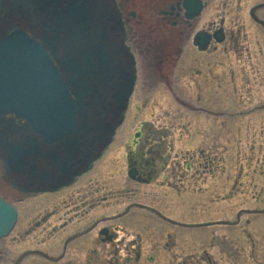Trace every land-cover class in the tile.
Returning a JSON list of instances; mask_svg holds the SVG:
<instances>
[{"label":"flooded vegetation","instance_id":"1","mask_svg":"<svg viewBox=\"0 0 264 264\" xmlns=\"http://www.w3.org/2000/svg\"><path fill=\"white\" fill-rule=\"evenodd\" d=\"M184 1L118 0L126 44L138 67L136 81L141 70L157 81L158 76L167 98L174 104L204 100L206 89L215 82L225 90L227 100L233 99L238 105L245 101L249 105L247 110L237 112L240 116L249 117L246 119L249 124L253 121L251 125H262L258 135L263 136L264 0L248 8L246 16L244 0H236V5L225 0H204L200 14L193 18L187 17ZM228 8L235 10L233 20L227 18ZM212 11H215V16L207 17ZM246 20L252 25L253 36L249 42L243 43V39L247 40ZM217 29L223 32L222 43L212 40L206 49L195 44L197 32L212 34ZM245 44L251 45L250 49ZM143 87L138 98L140 113L149 108L158 92L149 84ZM181 87L195 91L184 95ZM237 108L240 109V105ZM140 113L127 120L137 121V126L130 128L132 143L121 147L118 159H110L111 153L102 159L103 154L88 171L53 191L14 190L18 199L15 198L13 203L17 207L24 200H28L27 203L46 197H58L60 200L54 209L44 208L42 212L30 214L26 229L12 232L15 234L13 242L32 236L36 245L45 248L41 251L28 249L20 257L24 253L34 254L46 264H151L157 254L165 259L161 255L160 234L163 228H169L165 241L169 255H165L168 260L165 264H264V247H258L252 240L233 238L241 231V226L253 225L260 216H264L263 198H254L257 199L255 203L261 206L259 209L243 210L247 216L244 225L238 215L233 222L219 223L231 229L219 228L217 241L213 236L209 237L202 226L195 228L200 229L198 232L177 233L175 226L178 222L165 215V211L172 207L170 201L178 193L181 198L186 195L192 197L195 193L202 195L209 188V176L213 180L221 178L222 175L215 176L210 167L214 164L220 167L224 163V156L219 158L218 154L226 149L222 147L219 150L221 146L209 145L208 138L201 134V143L179 156L172 143V130L188 134L181 118L174 113L173 117L144 121L138 116ZM236 131L233 133L238 135ZM132 171L134 177L130 176ZM237 178H241L240 174L232 179V186V182H227L230 189L221 199L236 194L249 195L248 192L257 186L249 181L240 188ZM194 179L201 180L198 189L194 188ZM146 187H151V190ZM153 187L165 191L156 193ZM259 188L264 189L263 186ZM258 194L264 192L259 190ZM107 210L109 213L103 212ZM262 220L257 230L264 236V218ZM145 231L148 232L146 237ZM221 236L224 239H220ZM181 238H186L181 241L182 248L179 246ZM261 252L263 258L259 261L257 253Z\"/></svg>","mask_w":264,"mask_h":264},{"label":"water","instance_id":"2","mask_svg":"<svg viewBox=\"0 0 264 264\" xmlns=\"http://www.w3.org/2000/svg\"><path fill=\"white\" fill-rule=\"evenodd\" d=\"M25 3L0 5V167L13 187L53 190L110 143L133 92L134 60L114 0ZM184 5L190 18L199 14V0ZM16 221L0 195V239Z\"/></svg>","mask_w":264,"mask_h":264},{"label":"rangeland","instance_id":"3","mask_svg":"<svg viewBox=\"0 0 264 264\" xmlns=\"http://www.w3.org/2000/svg\"><path fill=\"white\" fill-rule=\"evenodd\" d=\"M225 1L229 4L232 3V5H234L235 2L236 5V0ZM258 1L259 0H244V2L246 3L243 4V6H246V9H244V16L247 15L248 8L256 4V2ZM258 11L259 10H257L256 12ZM212 15L215 16V11H212V13H208L206 16L210 18ZM234 17L235 10L228 8L227 18L233 20ZM244 25L245 32L247 33V40L243 39V43L249 42L248 39L252 38L253 36V32L251 30L252 25H250L247 20L246 24ZM245 45L248 49H250L251 45ZM156 77L158 81L153 79L152 76H150L149 74H147L145 70H141V73H138L136 89L131 98V106L127 113L128 121L132 116H136L138 112L140 113L141 104L138 100L140 96L139 93L140 90L144 88L143 85L145 86L146 84H149L151 86H154L153 90L157 89L156 91L158 92H156L155 100L149 103V108H146V110H142V112L138 116L144 121H153V118L155 117H173V114L177 112L178 117L181 119L183 118L182 115H184L185 120L188 122V124H190L188 126L189 131H185L188 134H181L183 132L180 133L177 129L175 131L172 130V132L174 133V136L172 135V143L176 146L177 154L179 156L181 154L184 155L187 151L195 149L198 144L201 143V137H199V134L207 133L208 131L210 136L213 135V139L209 142L210 144H213L214 146L219 145L224 147V149H227L223 153L225 159L224 163H222L220 167H217L216 164H214L213 167H210V170L213 169V173L215 174V176L222 175L221 178L213 180L210 178L211 176H209V188L202 195L195 193L192 197H188L186 195L185 197L181 198L180 194L178 193L177 197H174L170 201V203L172 204L170 211H165L166 216L174 218L173 220L179 223L178 226H175L178 234H186L185 231L189 230H194L198 232L200 229L195 230V228H197L196 226L200 225L202 226L201 228H203V230H207V235L209 237L213 236L214 239L217 241L219 239L218 234H220L219 228H224L226 230L231 229L229 226L223 224L220 225L219 223L233 222L236 220V216L238 215L240 216V219H242L241 224L244 225V221L247 219V216L245 215V213H243V210L259 209L260 205L255 204V200L257 199L254 200V198L264 199V194H258L259 190L261 192H264V189L261 190L259 188V186L264 187V135H258L260 134L259 131L262 129L263 126L258 123V125L256 124L255 126L254 124L251 125L253 121L249 124L248 120H246L249 117L245 118V116H240L237 111L247 110L249 108V105L246 104L245 101H243L239 103L241 108H237L239 105L233 99L230 101L227 100L226 97H224L225 90L219 87V85L215 82H213L211 86L206 89V93L203 94L205 96L204 100L200 102L193 100L190 101L189 105L184 104L185 106H182V104L179 103L174 104L171 100L167 98L164 92L165 89L161 86L163 84L162 81L158 78V76ZM148 88L150 87H146V89ZM153 90L150 91L152 92ZM180 90L184 92V95H189L190 93L195 91V89L189 90V88L187 87H181ZM138 102L139 104L137 105ZM182 120H184V118ZM166 121L167 120H165L164 122ZM124 123L117 129L116 134L114 136V140L111 143V148L109 149V151H107V153H105L106 156L111 153L110 159L120 157V154L122 152L121 147L130 138V128L134 129L137 126V121H130L128 122L129 124ZM222 129H224V134L220 137L218 134H222ZM235 130H237L236 133H238V135L233 134ZM205 137H207V135H205ZM219 137L221 141L218 140ZM166 143H168V141H166ZM222 147H220L219 150ZM218 155L219 158H221L222 153L220 152V154ZM106 156H104L103 159H105ZM250 158L252 160H250ZM241 173H246L247 175H240L241 178H237L239 181V187H245L246 183L252 181L254 183L253 185H257L256 188L251 189L249 195L236 194L230 197H225V200L221 199V196L225 195L230 189V185L232 186L234 182L232 179L237 177V175ZM199 181L201 180H195V189L199 188ZM228 181L233 182L230 183V185L228 186ZM153 188L156 193H162L165 191L164 189H160L157 187ZM146 189L151 190V187H146ZM0 193L11 202H13L15 198L18 197V195H15V192L10 187L5 185L1 179ZM46 198L48 199L39 198L37 200L29 202L28 204V200H24L22 203L19 204V208L21 209L20 212L24 213L23 215L20 214L22 215L21 220L19 219V223L17 224L18 227L17 229H15V231L17 230V232H19L27 228L28 216L34 211H37L38 213L42 212L43 208L54 209L58 206L60 201L58 197ZM167 204H169V202ZM163 206L165 208V204ZM250 206L251 208H249ZM103 212L109 213V210ZM230 213L233 214V216L230 215ZM248 218H250V216ZM262 218H264V216H260L259 219L253 225L241 226V231L238 232V235H234L233 238L240 241L252 240L253 242H256L258 244V247H264V236H261L259 234V231L257 230L259 229L257 228V226H260L263 223ZM181 224H183L184 226H189L191 229H188L182 226ZM167 232H169V228H163L162 234H160V242L163 246L161 247V255L165 259L160 258L157 254L155 255V262H152L151 264H165V262H168L165 257V255L167 257L169 255V251L165 247V241L167 240ZM143 234L146 237L148 235V232L145 231ZM14 235L11 234L0 242V264H46L41 261V257H36L34 256V254L32 256L31 254L24 253L23 256L20 257L21 253L28 249L41 251L45 250V248L36 245V241L32 236L23 238L19 240V242H13ZM183 236L185 237V235ZM220 239H224L223 236H221ZM38 240L40 239L37 238V241ZM184 240H186V238L179 239L180 247L182 245L181 241ZM183 247H185L184 244ZM144 253L147 252L144 250ZM257 255L259 261H262V259L260 258H263V253H257Z\"/></svg>","mask_w":264,"mask_h":264}]
</instances>
